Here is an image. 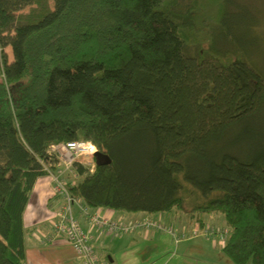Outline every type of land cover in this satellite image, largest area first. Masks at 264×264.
<instances>
[{
	"label": "trees",
	"instance_id": "1",
	"mask_svg": "<svg viewBox=\"0 0 264 264\" xmlns=\"http://www.w3.org/2000/svg\"><path fill=\"white\" fill-rule=\"evenodd\" d=\"M48 1L0 0V264H26L33 187L74 140L102 154L69 184L90 208L180 218L185 181L202 199L189 219L221 216L232 264H264V58L239 32L252 2Z\"/></svg>",
	"mask_w": 264,
	"mask_h": 264
},
{
	"label": "crops",
	"instance_id": "2",
	"mask_svg": "<svg viewBox=\"0 0 264 264\" xmlns=\"http://www.w3.org/2000/svg\"><path fill=\"white\" fill-rule=\"evenodd\" d=\"M64 204L63 197L56 193L52 176L48 174L39 177L33 187L23 218L27 230L26 264H82V258L73 246L64 238L55 237L53 233L52 224L56 220V213ZM94 210L112 219L123 221L146 216L143 213H126L108 208ZM74 214L87 229L88 219L76 206H74ZM188 215L184 213L180 218H168L166 214L152 216L179 226L186 224L189 228H193L197 221L191 219L185 221L189 219ZM205 222L209 221L205 220ZM94 235L93 243L100 246L97 249L99 256L109 264H232L223 253V246L217 237L199 236L176 244L169 234L157 231H138L120 237L97 232Z\"/></svg>",
	"mask_w": 264,
	"mask_h": 264
},
{
	"label": "built area",
	"instance_id": "3",
	"mask_svg": "<svg viewBox=\"0 0 264 264\" xmlns=\"http://www.w3.org/2000/svg\"><path fill=\"white\" fill-rule=\"evenodd\" d=\"M97 151L95 145L85 140L54 144L50 147L49 153L57 158L58 168L51 171L48 166L45 167L53 178L56 193L65 201L62 209L57 211L56 220L52 224L54 236L62 237L71 244L81 256L82 264H109L99 256L94 248L95 232L115 237L138 231L164 232L169 234L176 244L199 236L217 237L220 244L225 246L229 238L230 228L213 221L205 222L204 225L196 222L193 228H189L186 224L179 226L152 215H146L132 221L115 220L90 208L82 198L72 196L69 184H75L78 179L76 163L88 166L89 171L94 172L96 169L94 158ZM81 157L86 158L87 161L80 160ZM74 206L79 209L82 215L87 217L89 222L87 229L82 226L74 214Z\"/></svg>",
	"mask_w": 264,
	"mask_h": 264
},
{
	"label": "rangeland",
	"instance_id": "4",
	"mask_svg": "<svg viewBox=\"0 0 264 264\" xmlns=\"http://www.w3.org/2000/svg\"><path fill=\"white\" fill-rule=\"evenodd\" d=\"M188 1H190V0H183L184 3H187ZM243 1H245V0H243ZM246 1L249 3L252 2L251 5L255 8V10L257 9L256 11H259L261 14H259L258 17L253 20V22L255 21V24H258V26H256L255 24L252 26V24H251L249 27L241 28L239 30V32L241 33L240 35H242V36L245 34L246 39H253V43L255 45H254V47H252L251 54L254 56L256 55V58L261 61V60H263L262 58H264V0H246ZM194 2L197 6H199V8L201 7L198 11L201 14L203 12L204 16H208L209 14H212L213 12L216 11V8H217L216 7V0H215V2H214V0H194ZM213 2H214V4H213ZM47 5L49 8H53L54 2L52 0H49ZM42 11H43L42 7H40L38 4H34L31 6H27L26 8L21 10L19 12V14H23L26 16L30 15L32 17V15H37ZM204 20L205 21L202 23L197 22V24L194 27L193 32H194V35L198 37V40L201 41L203 47L207 48L209 45L208 41L206 40V37H208V35H209L208 22H210V20H212V17L211 16H210V18L206 17ZM258 47H260L259 50H258ZM5 50L8 54L9 60L12 61L13 60L12 48L10 46H8ZM260 63H261V65H264L262 62H260ZM80 160H83L85 162L87 161V159L84 157H81ZM197 191L198 190L193 188V186H191L189 183L184 181V190H183L182 194H183V196H185V210H186L187 214L191 213V210L195 204H198L199 202L202 201L201 196H200L201 193L199 191L198 192ZM184 218L186 219L187 217H184ZM206 218H207V219H205L206 221L214 220V222L216 224L226 226L223 218L221 219V217H215V216L212 217L211 216V217H206ZM212 218H215V219H212ZM188 220H190V219H187L185 221H188ZM112 237H115V236H112ZM98 247H100V246L94 244V248L96 251H98L97 250ZM217 248H218V250H221L220 247H217ZM226 258H227V256H226Z\"/></svg>",
	"mask_w": 264,
	"mask_h": 264
},
{
	"label": "water",
	"instance_id": "5",
	"mask_svg": "<svg viewBox=\"0 0 264 264\" xmlns=\"http://www.w3.org/2000/svg\"><path fill=\"white\" fill-rule=\"evenodd\" d=\"M95 156L100 157V156H102V154L99 151H97L96 154H95Z\"/></svg>",
	"mask_w": 264,
	"mask_h": 264
}]
</instances>
